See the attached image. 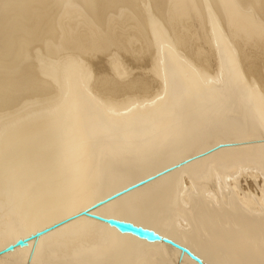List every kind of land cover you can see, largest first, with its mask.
I'll list each match as a JSON object with an SVG mask.
<instances>
[{"label": "bare ground", "instance_id": "1", "mask_svg": "<svg viewBox=\"0 0 264 264\" xmlns=\"http://www.w3.org/2000/svg\"><path fill=\"white\" fill-rule=\"evenodd\" d=\"M176 165L92 213L264 264V0H0V252L198 264L81 214Z\"/></svg>", "mask_w": 264, "mask_h": 264}, {"label": "water", "instance_id": "2", "mask_svg": "<svg viewBox=\"0 0 264 264\" xmlns=\"http://www.w3.org/2000/svg\"><path fill=\"white\" fill-rule=\"evenodd\" d=\"M187 161H184V162H187ZM177 166L178 165L173 166V167H169V168L165 169L164 171L156 174V176L148 177V178L143 179V180H141V181H139L133 185H130L127 188H125L119 192H116L113 195L107 197L106 199L98 201L97 203L92 205V207L84 210L81 214L88 215V216H91L95 219L103 221V222L109 224L110 226L117 228L122 233H130V234H133L139 238L146 239V240L151 241V242L163 241L166 244H169V245L181 250L182 254L186 253L190 258H192L194 261L198 262L199 264H210L208 262H205L199 255L194 253L187 246L177 242L176 240H174L170 237H167V236H164V235L158 233L154 229L135 224L132 221H128V220H124V219H118V218H114V217H106V216H103L100 214L92 213V210L103 205L104 203L111 201V200L121 196L122 194H124L128 191H131V190L135 189L136 187H139V186L153 180L155 177H157L159 175H162L164 173L171 171L172 169H174ZM49 229L37 231L36 233H33L28 237L20 238L15 243H12V244L8 245L7 247H5V249H3L0 253L9 252V251L13 250L16 246H25L28 244V242L31 239L38 238L39 236H41L42 234L47 232Z\"/></svg>", "mask_w": 264, "mask_h": 264}, {"label": "rangeland", "instance_id": "3", "mask_svg": "<svg viewBox=\"0 0 264 264\" xmlns=\"http://www.w3.org/2000/svg\"><path fill=\"white\" fill-rule=\"evenodd\" d=\"M146 54H147V55H146ZM146 54H143V55L141 54V58H140L139 61H136V62H133V61H131V60H129V61H130V63H132V65H135L134 67H136L138 63H142V62H143V59H145V57L149 55V52H147ZM140 72H141V69H139V68H136V69L134 70V74H138V73H140ZM134 74H133V75H134ZM109 152H110V151H109ZM110 153H111V152H110ZM248 181H251V178H248V180L245 181L246 184H244L245 182H243L242 185H243L244 187H245V186H249L250 184L248 183ZM227 184H228V180L219 181V182H218L219 189H224V188H226ZM192 187L195 188V189L198 190V191H202L203 193H206V192H207L206 189H204V190H200L196 185H193ZM1 213H2V211L0 210V216H1ZM10 244H12V242L7 243L6 245L8 246V245H10ZM158 255H160V253H159ZM5 256H6V257H2V256H0V264H19V263L21 264V260H20L19 257H18V251H17L16 247H15L13 250L7 252V254H6ZM159 258H160V259H158L157 261L148 258V260H144V261L141 262L140 264H164V263L166 264V262H167V264H169V263H171V264H175V263H176V262H175L176 259H169V258H167L166 256H165V258H164L163 255L159 256ZM166 258H167V259H166ZM192 260H193V259H192ZM165 261H166V262H165ZM193 261H194V260H193ZM195 262H196V261H195ZM197 263H198V262H197ZM198 264H199V263H198Z\"/></svg>", "mask_w": 264, "mask_h": 264}]
</instances>
